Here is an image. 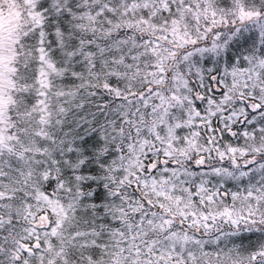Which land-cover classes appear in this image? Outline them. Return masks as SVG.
I'll return each mask as SVG.
<instances>
[{
	"label": "snow or ice",
	"instance_id": "snow-or-ice-1",
	"mask_svg": "<svg viewBox=\"0 0 264 264\" xmlns=\"http://www.w3.org/2000/svg\"><path fill=\"white\" fill-rule=\"evenodd\" d=\"M0 264H264V0H0Z\"/></svg>",
	"mask_w": 264,
	"mask_h": 264
}]
</instances>
